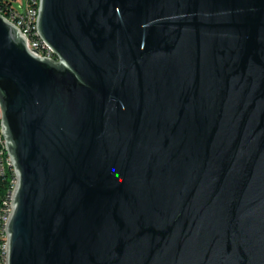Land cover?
Here are the masks:
<instances>
[{
	"label": "water",
	"instance_id": "1",
	"mask_svg": "<svg viewBox=\"0 0 264 264\" xmlns=\"http://www.w3.org/2000/svg\"><path fill=\"white\" fill-rule=\"evenodd\" d=\"M0 14L18 182L6 264H264V0H40Z\"/></svg>",
	"mask_w": 264,
	"mask_h": 264
},
{
	"label": "built area",
	"instance_id": "2",
	"mask_svg": "<svg viewBox=\"0 0 264 264\" xmlns=\"http://www.w3.org/2000/svg\"><path fill=\"white\" fill-rule=\"evenodd\" d=\"M14 0H0V8L8 15L12 23L15 24L23 35L27 38V46L29 50L39 57L55 58L52 48L41 38L38 30V20L35 19L34 7L37 0H26L25 5H20L18 8L14 6ZM22 8L20 10L19 8ZM0 128L2 125V110L0 107ZM1 153H6V149L3 147V141L0 137V171H3ZM16 186H14L15 191ZM14 194V193H13ZM13 196L10 200L8 210L5 216V233H2V239L4 243L2 245V251L4 252V258L7 252V235L6 228L12 213Z\"/></svg>",
	"mask_w": 264,
	"mask_h": 264
},
{
	"label": "bare ground",
	"instance_id": "3",
	"mask_svg": "<svg viewBox=\"0 0 264 264\" xmlns=\"http://www.w3.org/2000/svg\"><path fill=\"white\" fill-rule=\"evenodd\" d=\"M39 1L37 0L35 7H34V15H35V19L38 20V14H39ZM0 14L3 15L5 17V19H7L9 22L12 23V20H10V18L8 17V15L0 8ZM15 25V24H14ZM21 31V29H20ZM0 137L2 138L3 141V147L4 149H6V153H1V160H2V168L4 169L3 171H0V176L5 174L7 172V170H11L12 171V180L10 182V189L8 192V196H9V203L10 200L12 199L13 193H14V186L17 185L18 182V178L15 172V169L13 167V162L11 157L9 156L8 152H7V144H6V139L4 137V132H3V128H0ZM3 232L5 233V219H4V228H3ZM5 264H6V255H5Z\"/></svg>",
	"mask_w": 264,
	"mask_h": 264
},
{
	"label": "trees",
	"instance_id": "4",
	"mask_svg": "<svg viewBox=\"0 0 264 264\" xmlns=\"http://www.w3.org/2000/svg\"><path fill=\"white\" fill-rule=\"evenodd\" d=\"M12 176L13 174L11 170H7L5 174L0 176V264H5L4 252L2 251V245L4 243L2 233H4V218L9 206L8 192Z\"/></svg>",
	"mask_w": 264,
	"mask_h": 264
},
{
	"label": "rangeland",
	"instance_id": "5",
	"mask_svg": "<svg viewBox=\"0 0 264 264\" xmlns=\"http://www.w3.org/2000/svg\"><path fill=\"white\" fill-rule=\"evenodd\" d=\"M13 3H14V6H16L17 8L21 5H25V3H26V0H14L13 1ZM20 10H22V8L20 7L19 8Z\"/></svg>",
	"mask_w": 264,
	"mask_h": 264
}]
</instances>
